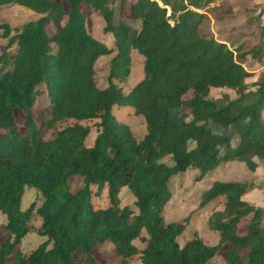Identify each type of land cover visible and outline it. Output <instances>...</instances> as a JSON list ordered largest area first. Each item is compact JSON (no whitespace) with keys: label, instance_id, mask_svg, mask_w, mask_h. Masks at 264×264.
<instances>
[{"label":"trees","instance_id":"trees-1","mask_svg":"<svg viewBox=\"0 0 264 264\" xmlns=\"http://www.w3.org/2000/svg\"><path fill=\"white\" fill-rule=\"evenodd\" d=\"M238 1L0 0V9L16 4L39 14L16 29L0 22L6 40L0 46V213L7 232L0 264H99L92 250L105 241L119 264L135 254L143 264H207L220 254L224 264H264V207L242 199L249 189L243 182L214 181L202 194L201 206L225 198L207 219L219 234L215 245L197 234L180 244L187 221L167 223L162 215L172 176L194 168L202 177L232 160L255 170L253 157L264 159V76L246 82L248 66H264V7ZM114 5L138 26L117 19ZM85 6L100 13L113 48L88 32ZM241 15L245 21L236 25ZM131 50L143 56L144 75L125 93L115 80L128 76ZM112 53L100 88L96 61ZM38 85L48 97L40 124L31 110L42 93ZM212 88L231 89L235 97L212 99ZM115 105L132 106L143 117L141 139L116 118ZM66 119L74 122L44 138ZM92 119L97 135L86 146L90 128L80 121ZM74 176L81 178L77 191L69 185ZM92 185L97 194L107 187L106 207L93 206ZM32 186L42 201L22 210ZM122 187L133 194L136 211L120 206ZM34 209L41 219L36 232L46 239L25 255L19 246ZM143 232L138 249L133 241Z\"/></svg>","mask_w":264,"mask_h":264},{"label":"rangeland","instance_id":"rangeland-1","mask_svg":"<svg viewBox=\"0 0 264 264\" xmlns=\"http://www.w3.org/2000/svg\"><path fill=\"white\" fill-rule=\"evenodd\" d=\"M230 3L233 0H229ZM160 3V1H159ZM238 3H242L245 7L256 4L252 10L257 7H264V0H239ZM162 5V3H160ZM115 6L117 19L121 18L122 21L131 22L127 18V14H117L118 6ZM235 6H238L237 4ZM127 7V6H126ZM126 9V8H125ZM123 8V12H125ZM84 14L86 16V28L88 32L96 39L102 41L109 48H113V36L103 31L104 20L100 13L91 8L90 6L84 7ZM170 13V8H169ZM242 14H246L243 12ZM39 17V14L34 11L19 6L16 4L4 5L0 9V22H5L11 26V28H20L25 22L34 20ZM245 21V15H241L235 22L236 25L242 24ZM132 25L138 26L136 23L131 22ZM260 24L264 25V12L260 19ZM243 25V24H242ZM253 27L250 25L247 27V31ZM47 32L51 35L55 31L53 24L47 26ZM245 29V30H246ZM1 34V30H0ZM252 40H257V35L253 36ZM6 40L0 37V46L5 45ZM1 53V52H0ZM109 55L100 56L95 64V81L98 87L103 88L107 85L106 76L108 72V63L111 56ZM131 65L130 72L125 80H115L123 92L127 93L144 75L143 72V56L136 50H131ZM248 70L252 72L250 78L246 80L249 84L253 82L259 75L264 76V66L255 64L254 66H248ZM38 90L42 92L37 95L34 105L32 107V113L36 123L40 124L38 116L46 112L48 105V97L45 94L44 85H38ZM224 94L234 98L235 93L233 90L228 88H212L210 90V98H220ZM190 93L188 94V96ZM113 113L116 118L123 123L129 125L135 138L141 139L145 132V123L141 115L135 114L134 108L129 105L113 106ZM17 122L22 125V114L21 110L15 111ZM74 120L66 119L59 121L55 124L54 129L45 131L44 138L49 139L53 132L70 125ZM96 122L98 119L83 120L80 121L83 125H88L90 132L84 140L86 146H91L93 140L97 135ZM165 160H168L166 158ZM253 160L257 163L255 170H250L247 166L240 161H224L220 162L216 167L208 170L204 176L199 177V170L194 168H188L187 170L180 172L171 177L169 181V189L171 192L170 199L166 202L163 209V218L165 222H180L186 220L184 231L178 238L180 244L197 234L206 244L215 245L219 240V234L208 227L207 219L208 216L215 210H221L224 206L225 198L220 196L210 201L204 206L200 205V200L203 192L208 189L214 181H239L249 185L248 191L242 196V199L255 205L264 207V159L257 156L253 157ZM70 189L77 191L81 186V178L74 176L69 179ZM93 195L91 201L94 207H106L108 205L107 187L105 186L102 191L97 194L95 193L96 186H91ZM120 206L128 205L132 210L136 211L134 206V196L127 187H122L119 192ZM42 201V198L35 187H26L20 207L25 210L31 203L34 202L35 206L38 207ZM6 221L5 215L0 213V243L3 242L7 237V232L4 228ZM41 219L39 215L34 211L32 212L29 219L30 231L23 237L20 243V250L23 254L27 255L30 251L36 248L46 237L40 236L36 230L40 226ZM246 230L245 225L241 223L239 226V233H244ZM145 233L143 232L141 239H135L134 245L138 249H142L145 245L144 239ZM227 247V246H226ZM225 247L221 253H225L227 248ZM92 253L96 256L99 264H119L115 257L111 256L113 253V247L110 242L105 241L98 245L92 250ZM128 264H143L140 260V255H133ZM207 264H224L222 254L218 257L212 258Z\"/></svg>","mask_w":264,"mask_h":264}]
</instances>
